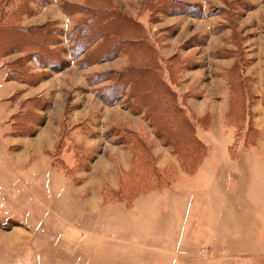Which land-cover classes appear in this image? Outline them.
I'll return each mask as SVG.
<instances>
[{
	"label": "rangeland",
	"instance_id": "obj_1",
	"mask_svg": "<svg viewBox=\"0 0 264 264\" xmlns=\"http://www.w3.org/2000/svg\"><path fill=\"white\" fill-rule=\"evenodd\" d=\"M0 264H264V0H0Z\"/></svg>",
	"mask_w": 264,
	"mask_h": 264
}]
</instances>
